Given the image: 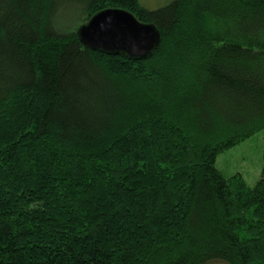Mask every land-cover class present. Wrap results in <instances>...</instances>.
Returning a JSON list of instances; mask_svg holds the SVG:
<instances>
[{
    "label": "trees",
    "instance_id": "16d2710c",
    "mask_svg": "<svg viewBox=\"0 0 264 264\" xmlns=\"http://www.w3.org/2000/svg\"><path fill=\"white\" fill-rule=\"evenodd\" d=\"M106 9L145 60L84 47ZM264 0H0V264H264Z\"/></svg>",
    "mask_w": 264,
    "mask_h": 264
},
{
    "label": "water",
    "instance_id": "95a60500",
    "mask_svg": "<svg viewBox=\"0 0 264 264\" xmlns=\"http://www.w3.org/2000/svg\"><path fill=\"white\" fill-rule=\"evenodd\" d=\"M75 34L90 50L124 55L136 61L151 57L160 44V33L154 25L141 23L122 9H106L94 14Z\"/></svg>",
    "mask_w": 264,
    "mask_h": 264
},
{
    "label": "rangeland",
    "instance_id": "374dc122",
    "mask_svg": "<svg viewBox=\"0 0 264 264\" xmlns=\"http://www.w3.org/2000/svg\"><path fill=\"white\" fill-rule=\"evenodd\" d=\"M148 8L164 0H140ZM264 141L257 133L243 143L225 151L217 158V167L226 175L240 174L247 186L253 187L260 178Z\"/></svg>",
    "mask_w": 264,
    "mask_h": 264
}]
</instances>
